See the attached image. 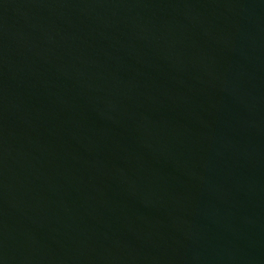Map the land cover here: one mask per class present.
Returning a JSON list of instances; mask_svg holds the SVG:
<instances>
[{
  "label": "water",
  "instance_id": "water-1",
  "mask_svg": "<svg viewBox=\"0 0 264 264\" xmlns=\"http://www.w3.org/2000/svg\"><path fill=\"white\" fill-rule=\"evenodd\" d=\"M0 264H264V0H0Z\"/></svg>",
  "mask_w": 264,
  "mask_h": 264
}]
</instances>
